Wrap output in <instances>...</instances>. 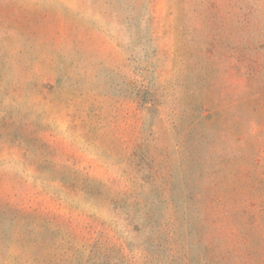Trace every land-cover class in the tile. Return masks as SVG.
<instances>
[{
  "label": "rangeland",
  "instance_id": "obj_1",
  "mask_svg": "<svg viewBox=\"0 0 264 264\" xmlns=\"http://www.w3.org/2000/svg\"><path fill=\"white\" fill-rule=\"evenodd\" d=\"M0 264H264V0H0Z\"/></svg>",
  "mask_w": 264,
  "mask_h": 264
}]
</instances>
